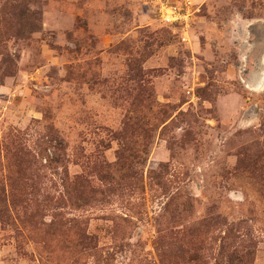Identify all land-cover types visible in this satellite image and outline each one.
<instances>
[{"label": "rangeland", "instance_id": "1", "mask_svg": "<svg viewBox=\"0 0 264 264\" xmlns=\"http://www.w3.org/2000/svg\"><path fill=\"white\" fill-rule=\"evenodd\" d=\"M0 264H264V0H0Z\"/></svg>", "mask_w": 264, "mask_h": 264}, {"label": "built area", "instance_id": "2", "mask_svg": "<svg viewBox=\"0 0 264 264\" xmlns=\"http://www.w3.org/2000/svg\"><path fill=\"white\" fill-rule=\"evenodd\" d=\"M186 7H187V11H190L191 8V4L189 1L185 2ZM161 17L163 19L164 22L168 23V24H174L176 22H178L180 19H182V17H184L185 20H187L189 14H183L179 11L178 7L173 5V4H169L167 2H161ZM185 16H187V18H185Z\"/></svg>", "mask_w": 264, "mask_h": 264}]
</instances>
